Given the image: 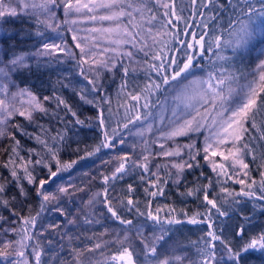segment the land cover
Listing matches in <instances>:
<instances>
[{"label":"snow or ice","instance_id":"6c2138e0","mask_svg":"<svg viewBox=\"0 0 264 264\" xmlns=\"http://www.w3.org/2000/svg\"><path fill=\"white\" fill-rule=\"evenodd\" d=\"M155 2L160 4V0H155ZM191 4L193 6L191 15L202 18L197 19L194 24H190L184 17L183 8L177 9V0H166V2L160 4L161 7L166 9L162 20L148 6L147 0H143L139 6L133 3V0H61L59 3L58 0H0V18L9 15L15 17L18 9L20 12L31 9L37 12V23L47 24L51 28L53 25L50 20L56 15L52 8L56 7L62 8L66 17L79 15L94 22H112L108 27L101 26L88 29L87 31L90 34L84 37H80L70 28L69 31L73 32L71 36V40L74 42L73 45H68L67 41L62 44L44 43L42 51L38 49V54L40 55L51 56L55 53H67L74 58L79 56L80 75L84 76L91 85V91L95 94L96 100L99 101L97 105L99 111L96 120L98 121V126L102 129V141L93 151L85 153V156H93L100 152L102 148H115L117 141L121 145L125 143L124 139L118 137L117 129H112L111 133L108 130V124L106 123L108 118L104 115L103 105L104 103L110 104L111 101L100 94L103 91V86L98 82L101 69L112 71L117 67L116 56H127L129 58L134 56V53L129 49L120 51L123 45H132L134 48L139 45L138 51L144 52L145 47L151 48L154 45L163 44L164 48L174 53L166 56L162 49L152 56V60L159 61V63L148 64L145 61L148 70L155 72L159 77L158 80H151L143 89L134 92H127L126 82L121 85V89L126 92L129 99L138 104L143 98L145 101L143 107L148 108L150 97L154 91H160L162 86L167 85L175 87L179 83L178 78L186 79V74H191V69L197 66L194 63L197 55L202 56L205 52H213L218 60L227 61L231 58L221 55V50L230 47L235 53L238 48L247 45L257 31L264 34V0H191ZM128 9L132 10L129 11ZM145 11L150 14L146 17V21L150 26L141 35L135 29L143 26L134 22L137 19L134 13H139L141 18H144L143 13ZM40 14H46V19L40 20ZM125 17H127V23L122 20ZM157 20H159L158 28L152 25V22ZM180 21L185 24L183 29L178 27L177 22ZM257 21H259V26H257ZM65 23H68V21L65 20ZM71 23L75 24L76 20H72ZM196 27L201 28L202 31L197 32L195 30ZM182 35L190 37V39H182ZM225 36H227V39ZM102 39L114 46L103 47L101 44ZM149 39H151L152 45L148 44ZM170 39L175 40L176 44L172 45L169 42ZM73 48L79 49V53L74 52ZM108 53H113L115 56H108ZM180 53H183L182 58L179 55ZM28 55V53L24 52L18 55L14 54L8 64L4 68H0V72H3L7 78L12 70L27 68L25 57ZM145 55H148V53L145 52ZM259 55L264 56V48L259 50ZM85 64L89 65V71L96 73L95 78L86 75L83 67ZM256 68L258 73L254 74L253 78L244 84L238 83L240 77L228 73L223 68L220 69L218 75L216 73L209 74V78L206 81H190L189 85L184 86V90H187L190 86L199 87L200 90L196 93V97L198 98V103L202 101L200 107H195L191 103L193 97L178 94L173 98L180 103L172 109L169 131L162 132L161 136L165 140H174L176 137L189 136L192 133L202 134V130L207 133L204 136L203 148H196L195 141L186 145H177L175 148L168 150H163L165 148L164 144L160 145L163 151L159 155L169 158L180 157L187 150L189 160L192 161L181 160L179 163H171V167L176 169L177 183H179L180 175L185 168L191 169L200 166L197 157L202 152L203 160L210 164L212 171L216 173L217 177L226 176L228 179L236 177V182L242 186L239 192L234 189L230 191L228 188L221 186L220 191L226 193L222 198L224 201H227L228 197H233V202L239 203L240 201L235 198L243 196L264 202V171L260 173L261 179L258 184L254 178H251L249 164L245 162V157L248 155H252L253 159H256L253 154L254 150L249 143L245 142L246 134L250 131L248 124L251 123V127L255 128V117L258 112L264 110V59L259 60ZM122 71L127 76L129 68L122 67ZM204 84H207V89L203 88ZM234 84H236V87H233ZM0 91L10 95L11 100L10 102L9 99H0V137L10 138L13 142L10 145L11 150L8 153V161L4 163L3 167L10 169L12 181L16 182L18 195L27 196L23 181L26 180L28 184L35 185L37 181V177L34 175L35 166L44 163V166L48 169V178L39 180L36 193L38 196H42L43 202L56 199L55 196L43 191L44 186L53 181L54 178H57L61 172L71 169L73 165L77 164L78 160H83L85 157H78L77 160L62 163L58 159V145L49 144L48 140H41L39 136H35V138L40 141L51 159L56 162V170L53 171L51 164L45 163L43 157L33 160L31 153L35 152V149L28 150L29 156L27 159L21 156L18 151L20 141L16 139V132H23L25 135L29 134L19 124L12 126L15 132L8 131V121L18 114L31 123L34 121V113L39 112L47 115L48 110L27 89H20L18 92L9 94V84L4 83L0 86ZM80 98L86 100V96L83 94H81ZM51 99L53 97H43L44 101ZM55 99L57 100V107L63 104L73 117L77 116V113L72 111L63 99L59 97H55ZM86 102L89 104L93 103L92 100H86ZM181 105H183L182 109ZM136 107L137 105H132L129 111L134 110ZM189 109H192V111H189ZM107 111L111 113L112 109L108 108ZM142 118L147 119V117H142L141 115L127 117V123L122 126L117 125V128L128 129L130 124ZM75 123L83 124L84 121L77 118ZM151 130L152 126L149 125L147 131ZM137 134L143 135V132H138ZM50 139L52 141H62L64 137L57 133ZM261 139H264V135L261 136ZM216 157H220L221 160L217 161ZM116 159L119 163L111 173V176H103V181L106 185L110 180L122 179L128 171L126 165L131 162L132 167L140 168L144 173L148 174L147 177L141 175L140 179L142 181H146L152 187L158 186L159 176L157 172H153L149 167V155L142 156L140 160H132L127 154L116 157ZM157 167L159 168V166ZM230 170L231 175L229 174ZM241 173L244 178H239ZM206 179H208V184L203 185L202 190L204 201L211 206V208L207 209L209 219L211 218L212 209H215L221 216H228L229 212L226 209H222L218 199L216 197L210 198L209 189L215 185L211 177H206ZM12 181H9V183ZM219 182L218 180L216 183ZM68 190V187H60L58 189L61 193H67ZM200 190V188L190 189L186 195H194L196 191ZM144 191L150 197L164 194L163 188H158L157 191H150L149 188H145ZM5 192L6 185L0 183V203L8 206L10 201L2 199ZM133 192L132 185H128V193L131 194ZM97 195H103V203L110 216L121 224L128 226L127 230L130 231L133 221L122 218V209L118 205L113 204L112 199L109 197L108 188L105 187L103 193H98ZM12 199L14 200L15 197ZM94 199L95 197L90 198L87 204L89 206L93 205ZM43 202L41 204L42 208L44 207ZM119 204L124 205L129 213L135 210L137 215L146 216L147 219L161 225L163 223H181L180 220L174 218H167L162 222L159 214L163 209L159 206L154 210L142 212L138 206L139 201L133 200L131 195L120 200ZM147 206L151 208V201L147 202ZM260 207L264 208V203ZM54 210L63 214V210L60 208ZM171 211H175V209H171ZM17 215L19 214L17 213ZM199 215L200 213H195L189 219V223H203L204 221L195 218ZM245 219L247 223L238 224L235 230V236L241 241L240 244L233 246L230 241L221 240L220 236L210 230L207 233L209 238L206 242L207 246L198 250L199 259L195 261L189 260L188 264H219L217 245L213 241H221L224 245V253L227 255L229 264H240L242 258L253 251L264 252V231L250 236L248 240L244 239L247 233V226L251 223L249 218ZM92 222V220L85 219V223L90 224ZM96 222L99 223V221ZM35 223L36 217L29 216L24 219V227L19 232L16 228H11L10 231L17 233L20 238L18 240H5L0 243V257L5 260L9 257H14L15 259L11 260L10 264H30L25 249L27 247L26 241L33 238L28 232V226H35ZM68 223L75 224L76 219L73 218ZM49 227L58 228L59 225L53 224L49 225ZM212 227L213 225L209 224V228L212 229ZM161 231L163 232V227H161ZM136 236L142 247L139 249L132 247L131 238L125 234L123 239L116 241L120 247L111 254L110 264H178V262L182 264L187 259V257L182 256L160 258L157 242L163 241L164 235L154 238L144 237L143 229L137 228ZM126 244L127 246H125ZM100 247L101 244L97 243L93 247H86L83 250L74 248L75 259L73 264H92L87 254ZM32 251L34 264H41L42 250L37 245Z\"/></svg>","mask_w":264,"mask_h":264},{"label":"trees","instance_id":"16d2710c","mask_svg":"<svg viewBox=\"0 0 264 264\" xmlns=\"http://www.w3.org/2000/svg\"><path fill=\"white\" fill-rule=\"evenodd\" d=\"M140 1L143 2V0ZM147 2L148 6L162 20L164 18L163 13L166 9L161 7L160 4L166 2V0H160V4H157L155 0H147ZM180 8L184 9L183 15L190 24H194L197 19H202L191 15L193 9L191 0H177V9L179 10ZM144 13L147 16L150 15L146 11ZM36 16L37 13L28 10L17 14L15 17H4L1 20L3 31L0 40L6 59L10 60L14 54L18 55L22 52L29 54L25 57V63L28 67L12 70L10 73L12 79L22 87L28 88L38 95L53 97L51 100H43L42 102V105L48 110L47 115L37 112L33 115L34 121L30 123L25 117L17 114L12 118V126L19 124L29 134L25 135L23 132H16V139L20 141V147L18 148L19 154L27 159L29 156L28 150L35 149V152L31 153L32 159L35 160L43 157L45 163L51 164L52 170L55 171L56 162L51 159L47 150L35 136H39L41 140H48L49 144H57L59 149L58 159L62 163L77 160L78 157H85L83 160L95 158L99 152L93 156H85V153L93 151L102 141V129L98 126V121L96 120L99 111L97 106L99 101L96 100L95 94L91 91V85L84 76L80 75L79 56L74 58L66 54H55L51 56L35 54L40 42L54 32L47 24L37 23ZM39 19L42 20L40 15ZM154 22L159 26V20ZM177 23L180 29L185 27L183 21ZM195 30L197 32L202 31L199 27H196ZM181 38L190 39V37L183 35ZM225 38L227 39V36ZM169 42L172 45L176 44L175 40L170 39ZM162 49L166 56L174 54L167 48H164L163 44L154 45L151 48L145 47L144 52L138 51V57L142 61V65L138 68L129 67L127 61L120 60L115 71L101 75L99 83L102 84L103 91L100 94L111 101L110 104L104 103V114L109 113L107 111L108 108L112 109V112L109 114L112 115L111 125L113 129H117V131L123 129L122 127L117 128V125L122 126L124 123H127V117L133 115H141L143 117L147 115L166 94L170 85L162 86L160 91H154L150 97L149 107L144 108L143 104L145 101L143 98L137 104V102L129 99L126 92L121 89L122 83L126 82L127 92L139 91L151 80H158L159 77L157 74L148 70L145 61L148 64L159 63V61L152 60V56ZM145 52L148 55H145ZM220 54L231 59L220 61L213 52H205L202 56L197 55L194 62L197 65L196 68L204 70L208 77L211 73L218 75L221 68L226 69L228 73L234 76H239L251 64V55L242 47L238 48L235 53L230 47L224 48ZM179 55L182 58L183 53ZM122 67L129 68L127 76L123 73ZM81 94L86 96V100H92L93 103L89 104L86 100H82L80 98ZM55 97L63 99L71 110L77 113V116L73 117L71 112L63 104L57 107ZM134 104L137 107L129 111ZM77 118L84 121V123H75ZM255 124V128L251 127V123L248 124L250 131L246 134L245 142L249 143L254 150L253 154L256 156V159H253L252 155H248L245 157V162L249 164L251 178H254L259 184L261 179L260 173L264 171V139H261V136L264 135V110L257 113ZM10 131L15 132V129L11 127ZM57 133H60L64 137L62 141H52L50 139V137L55 136ZM191 138L186 137V140H191ZM12 143L10 138H3L0 142V183L6 185V192L2 199L10 201L8 206L0 203V230L11 225L12 228H16L19 232L24 227L25 218L29 216L36 217L35 226H28V232L33 238L26 241L27 247L25 250L31 252L38 245L43 253L42 241L40 238L37 239L34 237V232L36 227L45 220L48 214L49 203L43 202L42 196L37 195L36 188L40 179L48 178V169L44 166V163L36 165L34 172V175L37 177L36 184H28L24 180L23 185L27 190V196L18 195L16 182L12 181L10 169L3 167L4 163L8 161V153L11 150L10 145ZM195 146L196 148H201V144L199 145L197 141H195ZM197 159L199 160L200 166L191 169L185 168L180 175L179 183L176 182V178L173 176L174 171L165 167L163 160L158 159L159 181L157 187H152L146 181H142L140 179L141 175L147 177L148 174L144 173L142 169L135 167H131L128 174H125L122 179L110 180L106 185L103 181V176H111L112 173L107 168L106 173L98 175L94 185L101 187L103 190L105 187L112 190V202L122 209L121 214L123 219L132 220L133 224L140 220H147L150 224L163 227L164 234L175 238L179 244L186 248L188 256L190 257L189 260L195 261L199 259L198 250L207 246L206 242L209 239L207 233L210 230L220 236L221 240L230 241L233 246L241 243L239 238L235 236V230L238 224L247 223L245 218L251 220V223L247 226L245 240H248L250 236L260 231H264V208L260 207L264 202L243 196L235 198L240 201L239 203H234L233 197H228V200L224 201L222 198L226 193L220 191L221 186L228 188L230 191L234 189L236 192H239L242 186L233 178L228 179L226 176L217 177L207 162L203 160L202 152ZM186 160L192 162L187 156ZM149 167L152 170L151 162L149 163ZM69 170L61 172L58 174V177L66 174ZM229 174L231 175V170ZM206 177H211L215 185L209 189L210 198L216 197L218 202L221 203L222 209H226L229 212L228 216H221L215 209H212L211 218L209 219L207 209L211 208V206L207 205V202L204 201L202 190V186L208 184ZM240 178H244L243 174H241ZM151 179L154 180L155 178ZM218 180L220 182L216 183ZM9 181L12 182L9 183ZM128 185H132L134 189V192L131 194L128 193ZM145 188H149L150 191H157L158 188H163L164 194L150 197L146 195ZM197 188L201 190L196 191L194 195H186L188 190H195ZM128 195H131L133 200L139 201L138 206L142 212L154 210L159 206L163 209L159 214L162 222L167 218H174L180 220L181 223H163L161 225L160 223L147 219L146 216L137 215L135 210L129 213L124 205L119 204V201L125 199ZM13 197H15L14 200L12 199ZM148 201H151V208L147 206ZM42 202L44 203L43 208L41 207ZM171 209H175V211H171ZM195 213H200L195 218L204 221L203 223H189V219ZM112 219L113 221L119 222L114 218ZM209 224L213 225L212 229L209 228ZM13 236L17 240L20 238L14 232ZM215 242L220 243L224 247L221 241H213V243ZM109 251L114 253L117 251V248H110ZM30 254L33 256V252ZM30 260L32 259L30 258ZM41 264H43L42 258ZM240 264H264V252L258 250L253 251L245 255Z\"/></svg>","mask_w":264,"mask_h":264},{"label":"rangeland","instance_id":"374dc122","mask_svg":"<svg viewBox=\"0 0 264 264\" xmlns=\"http://www.w3.org/2000/svg\"><path fill=\"white\" fill-rule=\"evenodd\" d=\"M59 2H61V0H58V3ZM141 2L142 1L140 0H133V3L137 6H139ZM13 6L15 5L13 4ZM52 10L56 13L55 17L50 20L53 25L51 28L54 32L40 42L35 52L37 55H40L38 54V49L42 51V45L44 43L62 44L64 41H67L68 45H73L74 42L71 40L73 32L69 31L70 28L73 29L80 37H84L90 34L87 31L88 29L101 26L108 27L112 23L109 21L94 22L79 15L66 17L62 8L53 7ZM128 10L131 11L132 9ZM32 11L37 13L35 10ZM19 13L23 12H20L18 9L17 14ZM134 15L137 17L134 22L143 26L142 28L135 29V31L140 32L141 35H143L144 30L150 26L146 21L147 15L143 13L144 18H141L139 13H134ZM40 17L42 20H45L46 14H40ZM2 19L3 18H0V37L3 31L1 26ZM65 20H67L68 23H65ZM72 20H76V23H71ZM122 20L124 23H127V17L122 18ZM152 25L157 28L159 27L154 21L152 22ZM257 26H259V23H257ZM151 43L152 41L149 39L148 44L150 45ZM101 44L103 47L114 46L110 45L103 39L101 40ZM138 47L139 45L135 48L132 47V45H123L120 51L129 49L134 53V56L132 58L127 56H116L117 64L120 60H125L128 62L129 67L134 68L141 66L142 61L138 57ZM242 48L251 55V64L246 71H244L241 75L236 76L240 77L238 81L239 84L246 83L248 80L253 78L254 74L258 73L256 65L260 59H264V56L259 55V50L264 48V34L257 31L256 34L249 40V43ZM73 51L79 53L80 50L73 48ZM55 54L68 55L67 53ZM107 55L115 56L113 53H108ZM8 62L9 59L4 57L3 46L0 40V68H4ZM83 67L86 75L95 78L96 73L88 70V64H85ZM115 69L112 71L101 69L99 79L102 74L112 73ZM208 78L209 77L204 70L194 67L191 69V74H186V79L178 78L179 83L176 84L175 87L172 85L168 87L166 94L157 103V105L152 108L147 115L143 116L147 117V119L142 118L141 120L130 124L128 129H121L117 131L118 137L124 139L125 141L123 145L119 144L117 141L115 148H104L95 158L79 161L76 165H73V167L66 174L54 178L53 181L44 186L43 191L55 196L56 199L48 201V214L45 217V220L36 227L34 232V237L37 239L40 238L43 244V264H73L75 259V253L73 252L74 248L83 250L86 247H93L97 243L101 244V247L94 250L92 253L87 254L88 258L92 261V264H110V256L112 253L109 249H113V247H115L118 250L120 245L116 241L123 239L125 234L131 238L132 247L137 249L142 247L136 236L137 228L143 229L144 237L154 238L159 235H164V240L157 242V248L161 259L166 256H182L187 257L182 264H188L190 257L188 256L186 248L179 244L175 238L167 236L164 232L162 233L161 226L150 224L147 220H140L134 223L131 230L128 231V226L123 225L120 222L113 221L112 217L107 212L105 204L103 203V195H97L98 193H103V189L101 187H96L94 182L99 174L107 172V168L110 172H113L119 163L116 157L123 156L125 154L129 155L132 160H140L142 156L149 155V160L152 163V170L157 173V166H159L157 160L161 159L165 163V166L167 165L168 168L174 171L173 176L176 178V169L171 167V163H179L181 160L187 161V150H185L180 157L172 158L164 157L159 155V153L163 150L173 149L177 145H186L192 143L193 141H197L199 145L201 144V148H203L204 136L207 133L202 130V134L192 133L189 134V136L176 137L174 140H165L161 136V133L169 131V126L172 120V109L180 103L179 101H175L173 98L178 94L190 96L193 97L191 103L195 107H200V103H202V101L198 103V98L196 97V93L200 90L199 87L190 86L187 90H184V86L189 85L190 81H206ZM4 83L9 84V94L18 92L20 89H27L35 95L41 103L43 102V97H45V95H38L32 90L22 87L18 82L12 79L11 76L6 78L4 73L0 72V86ZM233 87H236V84H234ZM203 88L207 89V84H204ZM0 99L10 100V95H6L0 91ZM182 107L183 105H181V109ZM189 111H192V109H189ZM201 111H203V109H201ZM104 115L108 118L106 123L108 124V130L111 133V130L113 129L111 125L112 115L109 113H105ZM12 118L8 121V131H10L12 127ZM149 125L152 126L151 131H147ZM138 132H143V135L137 134ZM186 137L192 138L191 140H186ZM3 138L5 137H0V142ZM161 144L165 145L163 150L160 147ZM215 159L217 161L221 160L220 157H216ZM207 164L211 168L208 162ZM128 165L129 166L126 165V168H128L126 174H128L130 168L132 167L131 162H129ZM233 179L236 181V177H233ZM60 187H68L69 190L67 193H61L58 191ZM108 193L109 197L112 199V190L108 189ZM93 197H95L93 205L89 206L87 202ZM56 208L62 209L63 214L55 211L54 209ZM73 218L76 219V223L69 224L68 221ZM86 218L92 220L93 222L90 224L85 223ZM96 221H99V223ZM53 224H57L59 227L50 228L49 225ZM11 228L12 226L8 225L0 230V243L5 240H17V238L13 236V232L10 231ZM106 229L107 231H105ZM215 244L217 245V258L219 260V264H229L227 255L224 253V247L218 242H215ZM125 246H127V244ZM25 252L30 264H34L33 256L30 254L33 251L31 250V252H27L25 250ZM30 258L32 260H30ZM13 259L15 258L9 257L5 260L3 257H0V264H10V261Z\"/></svg>","mask_w":264,"mask_h":264},{"label":"bare ground","instance_id":"6f19581e","mask_svg":"<svg viewBox=\"0 0 264 264\" xmlns=\"http://www.w3.org/2000/svg\"><path fill=\"white\" fill-rule=\"evenodd\" d=\"M120 63V62H119ZM138 68V67H137Z\"/></svg>","mask_w":264,"mask_h":264}]
</instances>
